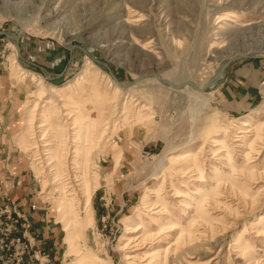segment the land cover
I'll list each match as a JSON object with an SVG mask.
<instances>
[{
	"label": "rangeland",
	"instance_id": "obj_1",
	"mask_svg": "<svg viewBox=\"0 0 264 264\" xmlns=\"http://www.w3.org/2000/svg\"><path fill=\"white\" fill-rule=\"evenodd\" d=\"M0 264H264V0H0Z\"/></svg>",
	"mask_w": 264,
	"mask_h": 264
},
{
	"label": "bare ground",
	"instance_id": "obj_2",
	"mask_svg": "<svg viewBox=\"0 0 264 264\" xmlns=\"http://www.w3.org/2000/svg\"><path fill=\"white\" fill-rule=\"evenodd\" d=\"M139 20H141V17H138V18H135L134 19V21H139ZM92 23L93 22H91L90 24H87L82 30H80V31H61V33H63V34H65V35H73V36H75V37H80L84 32H85V30H88V28L92 25ZM241 24V23H240ZM212 47H214V45H211L210 46V48H212ZM90 65V64H89ZM103 70H101L100 68H95V69H91L90 67H88V66H86L85 68H84V70H83V74H85V76L86 75H89V77L91 78V81H93L94 82V84L93 85H96L95 83H97V82H95V81H99V80H101V78H103ZM164 79V78H163ZM181 80H189V81H182V82H191V83H193L192 81H190V77H189V75H185V76H183V77H181ZM107 81H109V80H107ZM110 81H111V79H110ZM113 83V82H112ZM100 82L99 83H97V85L95 86V87H93V88H91V93H92V95H93V97L96 99V100H100V99H103L104 97H105V95H104V93H103V91H102V88L100 87ZM193 84H195V83H193ZM214 84H215V80H210L208 83H206V86H207V88H209V89H211L213 86H214ZM184 85H186V84H183L182 86H184ZM196 85V84H195ZM41 86V85H40ZM177 86V85H176ZM177 87H179V86H177ZM196 87H198L197 85H196ZM198 88H201V87H198ZM204 88V87H203ZM50 89H52V87H50ZM119 88H118V86L117 85H115V88H114V91H113V94L115 95V94H117L118 93V90ZM40 90V89H39ZM67 90H68V87H66V86H63V87H60V88H58L56 91H57V97H58V101H60V103L57 105V106H52V111H54V110H56V108H59V111L56 113V114H58V115H63L64 117H65V119L67 120V119H71L72 118V116H74V115H76V114H74V113H71V112H74V110H73V108H76V107H74V105H73V103L72 102H69L68 100H66L67 99V96H66V93H67ZM42 91V90H41ZM52 91V90H51ZM53 91H55V90H53ZM43 92V91H42ZM180 92V91H179ZM37 94H38V92H37ZM42 94V93H41ZM128 101V100H127ZM130 102V101H129ZM134 102V101H133ZM115 104V103H114ZM131 104L132 103H128V104H126L127 106L125 107V108H128V107H130L131 106ZM34 106V105H33ZM35 107V106H34ZM111 107V106H110ZM114 107H111V109H113ZM72 109V110H71ZM148 110V107H144V106H142V108L140 109V110H138L137 112H136V114H137V116H138V118L140 119L141 117H143L144 115V113L142 114V113H140L141 111H144V110ZM113 111V110H112ZM115 111V110H114ZM82 112V110H80V113ZM88 112L92 115V114H94L95 113V111L92 109V107L90 106L89 107V109H88ZM110 112V114H112V112L111 111H107V110H104L102 113H106V114H108ZM53 113V112H52ZM76 113V112H75ZM54 117L53 116V114H51L50 116H46V121H49L48 122V124L46 123L44 126H47V125H52L53 126V128H54V134L56 135V137H57V135H60L61 134V130H62V128L64 127V124L62 123L63 121H62V119H52V118ZM75 119V121L77 120V118L75 117L74 118ZM73 119V120H74ZM66 123V122H65ZM72 123H74L72 120H71V124ZM78 124V123H77ZM79 130L78 131H76V133H74L73 134V138L75 139V141H78V145H79V150H80V153H81V155L83 156V159H86V157L87 156H89V151L93 148V143H94V140L97 138V132L92 128V124L90 123V124H85L84 122H79ZM242 125H245V124H242ZM103 126V125H102ZM257 127H259V126H257ZM254 129H255V127H254ZM259 129V128H258ZM46 131V130H45ZM45 131L42 133V137H44V135H45ZM103 131V130H102ZM245 131V129H241L239 132H244ZM257 131V130H256ZM101 134V133H100ZM256 134V133H255ZM99 136V135H98ZM59 137V136H58ZM63 137V136H62ZM257 137H258V135H257ZM77 138V139H76ZM57 141V140H56ZM47 145H49V143L48 142H46V143H44V145H42L43 147H45V146H47ZM95 145H96V143H95ZM250 145V147H252L251 146V144H249ZM45 149V148H44ZM48 150V149H47ZM60 150H61V148H60ZM46 153H49V151H46ZM57 157H58V155H57ZM72 161H74V160H72ZM53 162V161H52ZM80 162V161H79ZM78 162V163H79ZM66 163V162H65ZM233 164H231V166H232ZM234 167H237V166H234ZM237 168H239V167H237ZM76 169V168H75ZM185 169V168H184ZM233 169H235V168H233ZM230 170V169H229ZM181 171V170H180ZM232 171H234V170H232ZM230 172V171H229ZM248 172V171H247ZM88 173V172H87ZM77 174V173H76ZM253 174V173H252ZM68 176V175H67ZM54 178H56L55 180H53L51 183H53V182H55V181H59V180H61L60 181V183L61 184H63L62 183V179H63V177H62V174L60 173V172H57L56 174H55V177ZM226 178V177H225ZM233 178V177H232ZM80 179H82V177L80 178ZM84 179V178H83ZM228 179V178H227ZM236 180V179H235ZM228 181V180H227ZM233 181V180H232ZM84 182V181H83ZM231 183V182H230ZM242 183V182H241ZM85 184V183H84ZM82 186V185H81ZM85 190V189H84ZM216 190V189H215ZM215 190L214 191H212V194H213V192H215ZM73 192H70V194H72ZM206 194V193H205ZM211 194V195H212ZM217 193H215V195H216ZM204 196V195H203ZM207 196V195H206ZM202 198H204V197H202ZM207 201V200H206ZM87 202V201H86ZM205 203H207V202H205ZM203 201L201 202V203H199L198 205H197V210H196V213L197 214H199L198 215V217H200L201 218V220H205V216H204V214H202L201 213V211L203 210ZM206 209V208H205ZM64 211L67 213V223L69 222L70 223V221H71V219H72V217H73V212H71L70 211V209L69 208H67V207H65L64 208ZM203 215V216H202ZM66 216V215H65ZM198 217H196V218H198ZM85 218V217H84ZM83 218V219H84ZM208 218V217H207ZM74 219H75V217H74ZM86 219H88V218H86ZM86 219H85V221H86ZM199 219V218H198ZM193 220V219H192ZM191 220V221H192ZM73 221V220H72ZM84 221V223H86ZM194 222V221H193ZM202 222V221H201ZM80 223V222H79ZM83 223V224H84ZM190 225H191V222H190ZM192 226V225H191ZM70 227V226H69ZM143 227L142 226H136V228H133V230H131L132 232H138V231H140L141 229H142ZM188 229V228H187ZM74 229H72V231H73ZM164 230V229H163ZM189 231H191L192 230V228L190 227L189 229H188ZM186 233V232H185ZM189 233H191V232H189ZM187 235V234H186ZM136 238V237H135ZM192 238V237H191ZM67 239H68V237H67ZM129 239H130V237H129ZM178 239V238H177ZM128 241V240H127ZM134 240L132 239V240H130V241H128L127 243H132ZM126 243V244H127ZM138 243V242H137ZM135 246V245H134ZM137 247V246H136ZM128 258H130V256H128L127 257V259Z\"/></svg>",
	"mask_w": 264,
	"mask_h": 264
},
{
	"label": "water",
	"instance_id": "obj_3",
	"mask_svg": "<svg viewBox=\"0 0 264 264\" xmlns=\"http://www.w3.org/2000/svg\"><path fill=\"white\" fill-rule=\"evenodd\" d=\"M234 58H237V57H231L228 61H225V62L222 63V65H221V67H220L218 73L215 75V77L213 78V80H216L217 78H219V76H220L222 70L225 68V66H227V64L230 62V60H233ZM157 79L160 80L161 82H164V83H166V84L171 85V83H170L169 81H167L166 79H163V78H161V77H160V78L157 77ZM183 84L191 85V86H192L194 89H196V90H201V89H203V87H204V86H203V87H201V88H198V87H196L195 84H193V83H191V82H181V83H178L177 86H182Z\"/></svg>",
	"mask_w": 264,
	"mask_h": 264
},
{
	"label": "crops",
	"instance_id": "obj_4",
	"mask_svg": "<svg viewBox=\"0 0 264 264\" xmlns=\"http://www.w3.org/2000/svg\"><path fill=\"white\" fill-rule=\"evenodd\" d=\"M75 68H72V66H69V68L68 69H66L67 70V73L69 72V71H72V70H74ZM24 200V197L22 196V199L20 200V202H22ZM27 202V201H26ZM25 202V200H24V203H26Z\"/></svg>",
	"mask_w": 264,
	"mask_h": 264
}]
</instances>
